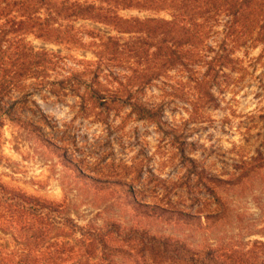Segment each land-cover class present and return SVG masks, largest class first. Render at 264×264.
I'll list each match as a JSON object with an SVG mask.
<instances>
[{
	"label": "rangeland",
	"instance_id": "1",
	"mask_svg": "<svg viewBox=\"0 0 264 264\" xmlns=\"http://www.w3.org/2000/svg\"><path fill=\"white\" fill-rule=\"evenodd\" d=\"M15 1L0 0V264H107L103 252L157 264L152 237L189 249L264 241V7L236 20L231 0L191 18L120 7L129 32L70 21L73 42L64 29H12ZM165 22L196 44L168 43ZM129 102L160 108L158 123ZM17 196L46 205L29 230L10 214Z\"/></svg>",
	"mask_w": 264,
	"mask_h": 264
},
{
	"label": "trees",
	"instance_id": "2",
	"mask_svg": "<svg viewBox=\"0 0 264 264\" xmlns=\"http://www.w3.org/2000/svg\"><path fill=\"white\" fill-rule=\"evenodd\" d=\"M200 0H18L11 2L13 5H19V11L21 19L17 23L16 18L12 17L10 20L11 28L14 25L17 26V31H22L29 27L35 29L37 33H40L42 38L52 37L58 38L61 35H69L73 42H76L74 35H71V31L74 29L69 22L77 20H94L101 23H106L115 27L128 29L126 20L119 19L115 13L118 12L120 7L131 8L138 6H155L158 9L165 8L166 6L172 7L177 12L180 18H191L196 14L197 8H205L210 12L211 10L216 13H221L225 1L222 0H204V7H195ZM260 7H264V0H231L226 9L225 14H229L233 18L250 15ZM191 21V19H190ZM64 22H68L64 25ZM8 23V22H7ZM174 24L172 22L163 23L162 32L163 38H170L174 32ZM181 32L180 36H176L175 39L171 37L168 43L173 41V44L179 48L185 46H193L196 44L195 36L186 27H179ZM52 34V35H51ZM178 35V34H177ZM162 39L159 45H164L166 40ZM172 44V43H171ZM166 49L169 48L167 47ZM162 47H159V50ZM165 48V47H164ZM170 54L166 62L173 65L175 61L180 58L176 55L175 50L168 49ZM92 93L96 98H99L98 91L93 90ZM129 106L133 114L140 120H150L154 123H158L159 116L161 115L160 108H148L136 102H129ZM1 188V187H0ZM17 199L22 203L14 205V213H10L16 217L17 224L24 225L25 230L30 229V223L27 217L28 215H37V212L46 208L39 205V202L34 201L28 197L17 196ZM38 222H44V218L41 216L36 218ZM23 220V221H22ZM16 224V225H17ZM264 234V233H263ZM83 235V234H82ZM96 241L102 248L108 249V243L106 237L102 234H94ZM38 239V238H37ZM36 239V240H37ZM143 244L147 246L151 251L153 258L157 261V264H264V241H255L252 247L248 248L244 245H228V246H210L206 249H189L186 245L180 241H169L166 239L146 238ZM106 251V250H105ZM103 261H107V264H116L109 258L105 252ZM18 264H41L35 260L20 261ZM43 264V263H42ZM45 264V262H44Z\"/></svg>",
	"mask_w": 264,
	"mask_h": 264
}]
</instances>
